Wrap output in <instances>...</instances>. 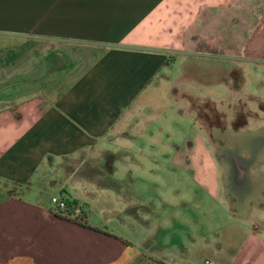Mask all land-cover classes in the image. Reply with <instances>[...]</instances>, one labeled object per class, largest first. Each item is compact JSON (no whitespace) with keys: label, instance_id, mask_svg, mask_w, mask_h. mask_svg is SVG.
Masks as SVG:
<instances>
[{"label":"crops","instance_id":"obj_1","mask_svg":"<svg viewBox=\"0 0 264 264\" xmlns=\"http://www.w3.org/2000/svg\"><path fill=\"white\" fill-rule=\"evenodd\" d=\"M238 1L0 0V264H264L263 160L226 161L197 132L167 176L122 175L148 93L172 81L168 52L198 47L200 22ZM228 168L234 199H256L229 217L251 227L191 207L219 200ZM55 193L85 220L57 214Z\"/></svg>","mask_w":264,"mask_h":264},{"label":"rangeland","instance_id":"obj_2","mask_svg":"<svg viewBox=\"0 0 264 264\" xmlns=\"http://www.w3.org/2000/svg\"><path fill=\"white\" fill-rule=\"evenodd\" d=\"M195 37L198 47H188L181 53L168 52V56L176 57L172 81L153 94L149 92V97L144 95L148 101L143 106L155 108L147 106L144 115H140L146 132L142 136L136 133L127 142L135 155L133 158L129 151L130 165L122 174L124 177L167 176L170 167L163 161L166 154L173 145L183 143L186 137L193 138L197 132L205 134L216 147V154L226 161L239 158L247 165L249 161H264V151L251 152L264 144V0H239L225 11L210 15L200 22V33ZM235 58L244 65H232ZM229 104L234 108L230 109ZM165 107L166 115L162 112ZM140 147H145L142 155ZM136 158L145 160L147 166L136 167ZM228 171L229 168L225 170L219 200L203 198V192L199 193L202 200L192 201L191 207L209 213L219 211L221 225L251 227L242 215L229 217V211H242L256 199L244 203L234 199L236 195L227 180L232 174ZM263 189L254 185V194L263 193ZM259 232L264 235V228H259ZM257 254H263V250Z\"/></svg>","mask_w":264,"mask_h":264},{"label":"built area","instance_id":"obj_3","mask_svg":"<svg viewBox=\"0 0 264 264\" xmlns=\"http://www.w3.org/2000/svg\"><path fill=\"white\" fill-rule=\"evenodd\" d=\"M51 200L54 204V211L72 219L78 218L80 221H84L86 217L85 209L82 204L70 200L67 196L61 193H55L52 195Z\"/></svg>","mask_w":264,"mask_h":264},{"label":"trees","instance_id":"obj_4","mask_svg":"<svg viewBox=\"0 0 264 264\" xmlns=\"http://www.w3.org/2000/svg\"><path fill=\"white\" fill-rule=\"evenodd\" d=\"M75 202V201H74ZM83 206V205H82ZM66 217V216H65ZM69 218V217H68ZM74 220H78V221H80V219H78V218H75ZM164 264H166V263H164Z\"/></svg>","mask_w":264,"mask_h":264}]
</instances>
